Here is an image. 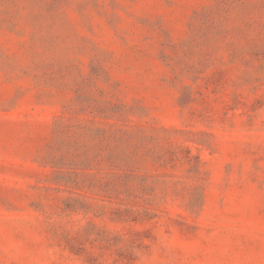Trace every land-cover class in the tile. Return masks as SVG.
I'll use <instances>...</instances> for the list:
<instances>
[{
  "label": "rangeland",
  "instance_id": "rangeland-1",
  "mask_svg": "<svg viewBox=\"0 0 264 264\" xmlns=\"http://www.w3.org/2000/svg\"><path fill=\"white\" fill-rule=\"evenodd\" d=\"M0 264H264V0H0Z\"/></svg>",
  "mask_w": 264,
  "mask_h": 264
}]
</instances>
